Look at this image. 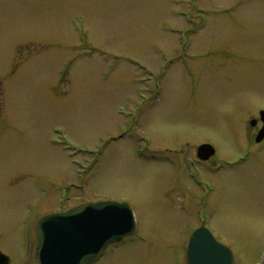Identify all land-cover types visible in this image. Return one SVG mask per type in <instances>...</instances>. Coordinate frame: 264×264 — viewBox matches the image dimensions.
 I'll list each match as a JSON object with an SVG mask.
<instances>
[{
  "label": "rangeland",
  "instance_id": "1",
  "mask_svg": "<svg viewBox=\"0 0 264 264\" xmlns=\"http://www.w3.org/2000/svg\"><path fill=\"white\" fill-rule=\"evenodd\" d=\"M259 110L264 0H0V248L34 264L38 218L107 199L136 232L97 264H183L200 221L257 263Z\"/></svg>",
  "mask_w": 264,
  "mask_h": 264
},
{
  "label": "water",
  "instance_id": "2",
  "mask_svg": "<svg viewBox=\"0 0 264 264\" xmlns=\"http://www.w3.org/2000/svg\"><path fill=\"white\" fill-rule=\"evenodd\" d=\"M259 120L262 126L255 136L256 142L264 137V110L259 111ZM255 123V119L249 120V125ZM214 152L211 144L202 143L196 148V157L207 160ZM134 228L133 212L126 202H84L63 212L46 214L35 224V264H91L109 244L130 235ZM185 262L233 264V255L201 226L188 238ZM0 264H8L7 256L1 253ZM257 264H264V252Z\"/></svg>",
  "mask_w": 264,
  "mask_h": 264
},
{
  "label": "flooded vegetation",
  "instance_id": "3",
  "mask_svg": "<svg viewBox=\"0 0 264 264\" xmlns=\"http://www.w3.org/2000/svg\"><path fill=\"white\" fill-rule=\"evenodd\" d=\"M257 126V123H255V125H253L252 127H256ZM260 127V126H259ZM259 129V128H258ZM257 129V130H258ZM24 221V219L22 218L21 220H20V222H19V226H18V228H17V233H19L18 232V230H22V231H24L23 230V222ZM202 225H204V223H203V221H200L199 223H198V225L197 226H195V227H193L192 229H190V230H188V233H187V235H186V237H185V241L183 240L182 242H181V249H182V260H183V264H185V248H186V245H187V240H188V237H189V235H190V233L193 231V230H195L196 228H198V227H200V226H202ZM205 226V225H204ZM20 227H22V228H20ZM4 230V229H3ZM3 230H1L0 231V239H1V237H3L4 236V234H3ZM135 232H136V223H135V230L133 231V233L131 234V235H129V236H127V237H124V238H122L119 242H117V243H113V244H111V245H109L107 248H106V250L105 251H103V253L98 257V259L96 260V261H94L93 263H91V264H97L102 258H103V256H104V254L106 253V251L110 248V247H119L120 245H122V244H125L127 241L126 240H129V239H131L133 236H134V234H135ZM21 236H22V240L25 238V233L22 235L21 234ZM184 237V236H183ZM140 239H143L141 236H140ZM184 239V238H183ZM34 244H35V234H34V228H33V249H34ZM0 253H3V254H6V253H4L3 251H2V249L0 248ZM7 255V254H6ZM8 256V255H7ZM8 258H9V256H8ZM178 261H179V259H177ZM8 264H11V262H10V258H9V263Z\"/></svg>",
  "mask_w": 264,
  "mask_h": 264
}]
</instances>
